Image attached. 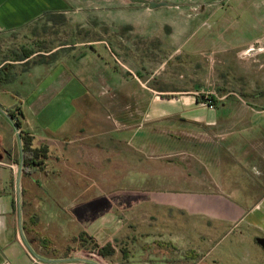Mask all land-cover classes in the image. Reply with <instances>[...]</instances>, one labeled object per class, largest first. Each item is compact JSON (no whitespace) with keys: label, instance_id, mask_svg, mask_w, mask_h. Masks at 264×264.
Returning <instances> with one entry per match:
<instances>
[{"label":"crops","instance_id":"obj_1","mask_svg":"<svg viewBox=\"0 0 264 264\" xmlns=\"http://www.w3.org/2000/svg\"><path fill=\"white\" fill-rule=\"evenodd\" d=\"M83 1L80 4L78 0H0V35L23 28L47 13H62L71 15L74 21L83 25L93 19L109 27L110 31L129 25L143 37L152 39L162 33L161 30L156 29V24L152 22L120 24L112 16L106 18L104 12L112 13L114 10L132 8L150 16L170 14L174 17L180 12L183 21L180 24L178 20V23L175 22L171 26L175 29L184 26L179 31V37L181 36L183 40L182 37L186 36L187 39L184 42L189 49L202 51L216 46L219 55L228 50L234 51L231 56L227 57L226 54L223 58L228 59L227 61L232 60L230 63L233 65V74L249 78V83L245 85L251 96L243 98L236 94L232 95L235 99L231 104L237 107L234 114L219 115L217 110L216 112L212 110V112H204L201 115L195 113L196 110L192 105L185 107L181 101L172 104L169 98L160 94L149 97L155 102L153 111L143 109L136 115V117L140 115V117L147 118L152 131L159 136L162 133L158 129L165 122H173L172 124L180 122L179 125L182 126L191 125L192 131L179 129L186 135L184 143L191 145L187 147L190 150H177L169 145L160 155L151 149L152 152L145 154V158L148 159L146 161L156 162L159 166L158 171L172 167L174 160L168 162L166 160L168 156L185 160L187 170L191 172L199 165L202 169L200 177L204 189L183 192L144 191L146 194L143 197L144 202H154L155 205L159 204L161 209L173 210L178 215V219L185 221L184 230L188 239L181 243L178 242L173 236L174 230H153V232L144 230L140 232L145 236V242L139 247L138 258L129 259L125 263L176 264L179 260L178 250L188 249L191 253L190 258L185 257L179 260L181 264H215L219 260L213 258L214 260L208 261L213 248V245L208 244L212 235L221 229L223 236H226L231 229L236 227L233 231L238 234L239 244L249 246L251 264H264V248L257 242V239L264 238V97H258L255 94L258 90L256 83L260 87L259 91L264 92V52H261L263 49L256 52L250 50L251 46H255L254 43L261 42L264 38V0H154L167 1L172 4L154 9L149 8L147 4L132 3L130 0L123 1L122 4L114 0ZM198 2H205L206 9L209 8L211 12L222 11L215 27L208 19L196 24V18L201 16L206 9L201 10L200 15L190 20L185 15V12H189ZM84 11L89 13L84 14ZM230 11L233 12L232 15L229 14ZM237 27L240 31L232 40L230 35L232 32H238ZM246 27L256 28L259 35L253 40L246 39L241 29ZM178 39L176 38L174 42L177 43ZM248 45L250 46L243 53L247 56L258 55L256 62L242 57L238 60L236 50ZM116 49L113 36H105V38L93 40V47L82 51L80 55L73 51L55 61L33 62L24 69H19L20 66L14 65L26 62L30 59V55L21 61L10 60L0 64V86L2 84L10 86L11 89L7 90L14 92L16 100L12 101L9 107L0 103V117L2 114L8 115L7 109L9 108L15 110L22 123L19 129L32 137L33 147L47 149L48 157L43 164L52 156L59 155V159L63 158L70 148L82 144V140H93L95 137L110 139L116 142L121 149H127L110 137L107 126L98 131V134L87 130V126L93 125V117L88 121V112L93 106V99H96L93 97V84L99 85L96 87L98 90L103 89L100 87L101 84L102 86L103 84H114L115 89L114 87L109 89L113 91L125 86L122 74L124 70H128V64L117 57L119 53ZM108 54H111L112 61L108 59ZM258 62L259 65H255ZM108 71L112 74L110 78L106 75ZM199 102L201 100L198 98L194 100L195 105ZM168 103L171 106H168ZM130 105L128 100L110 98L101 106L120 111L110 119L119 124L130 121ZM11 122L13 123L14 120L11 119ZM128 126L130 123L120 127L127 129ZM183 127H188V125ZM15 134H9L11 139L14 136L12 144H9L7 132L0 127V163L7 161L11 166L9 167L6 163L3 166L9 169L16 160L14 156L18 150ZM175 138L183 142L182 137ZM19 139L21 140V136ZM89 143L93 146L92 142ZM139 163L141 166L142 161ZM11 178L10 175L9 181H3V171L0 168V264L57 262L58 260L36 252L31 240L25 235L22 224L27 222L28 214H24V217L21 209L19 210V201L13 192ZM173 219V216L166 217L169 223ZM27 224H25V230H30ZM89 233L88 235L86 230H81L73 236V241L85 245L94 239L93 234ZM150 234H158L156 238L168 239L171 246L164 247L156 242L151 243L149 239H146V236ZM95 242L101 246L108 242L112 243L113 254H115L116 246L112 240H107L104 244L96 239ZM122 253L124 259H128L127 250L123 249ZM60 262L58 263L83 264L76 262L74 258L62 259Z\"/></svg>","mask_w":264,"mask_h":264},{"label":"rangeland","instance_id":"obj_2","mask_svg":"<svg viewBox=\"0 0 264 264\" xmlns=\"http://www.w3.org/2000/svg\"><path fill=\"white\" fill-rule=\"evenodd\" d=\"M97 1L100 2V0ZM114 1L121 4L123 1L126 2V0ZM78 2L82 4L84 1L78 0ZM206 6L205 2H198L189 12H185V15L189 20L195 18L200 15L201 10L205 11ZM137 11L132 8L114 10L112 13L105 11L104 16L106 18L112 16L120 24L152 22L162 33L148 39L135 32L129 25L110 31L109 27L93 19L83 25L74 21L71 15L50 13L37 18L23 28L0 35V64L10 60L21 61L30 55V59L26 62L14 65L20 66L19 69H24L41 58L55 61L73 51L80 55L82 51L93 47V40L105 38V36H113L119 53L117 57L128 64V70L123 69L122 74L125 80L124 88L113 91L109 89L111 87L115 89L114 84H103V86L101 84L100 87L103 89L98 90L96 87L99 85L93 84V97L96 99H93V106L88 112V121L93 117V125L87 126L88 131L96 134L107 126L110 137L127 149H121L110 139L95 137L93 140H82V144L70 148L63 158L59 159V155L52 156L34 172L27 173L23 164V142L17 135L20 134V129H16L9 114H2L0 117V127L7 132L9 144H12L14 140V136L11 139L9 134L16 133L18 148L12 168L3 166L5 163L10 165L7 161L4 162L5 160L0 163L3 181H9L11 175L13 192L17 198L20 196L19 210L21 209L23 216L28 214V224L27 222L25 224L30 230H25V224H22V227L25 235L31 240L33 249L50 259L58 260L53 261L54 264H59L60 260L66 258H74L76 262L83 264H98L99 262L95 259L91 262L92 259L89 256L90 250L95 247L92 243L95 239L101 244L112 240L116 246L115 254L104 258L105 264H127L125 262L129 259L136 260L139 247L145 242V236L140 234L144 230L151 232L174 230L173 236L178 242L188 239L184 230V220L178 219V215L173 210L161 209L159 204L155 205L154 202H144L143 197L146 195L144 191L149 190L183 192L204 189L200 177L202 169L199 165L191 172L187 170L185 160L168 156L166 159L168 162L174 160L172 167L158 171V164L152 160L146 161L148 159L145 158V154L152 152L151 149L160 155L169 145L177 150L188 149L187 147L191 145L184 143L186 135L180 130L192 131L191 125L184 124L183 126L188 125V127H183L179 125L180 122H176L177 124L165 122L158 129L162 133L159 136L152 131L147 118L140 115L136 117V115L143 109L144 111L154 110L155 102L149 98L152 95L161 94L169 98L172 104L181 101L185 107L192 105L196 110L195 113L201 115L212 110L215 112L217 110L219 115L234 114L237 107L231 104L235 99L232 95L236 94L243 98L251 96L245 85L249 83V78L233 74L231 58H229L230 61L223 58L226 54L227 57L231 56L234 51L228 50L221 53L222 56L219 55L216 46L207 50L193 51L184 42L187 39L186 36L182 37L183 40L181 36L179 37V31L184 26H179L177 29L171 26L175 22L178 23V20L180 24L183 21L180 12L177 13L178 16L175 15L176 18L170 14L150 16ZM221 12H211L208 8L196 18L195 22L198 24L208 19L215 27ZM86 13L89 12L84 11V14ZM229 14L232 15L233 12L230 11ZM237 28V33L230 31L232 40L240 31V28ZM241 29L248 40H253L259 35L254 27ZM137 30L141 31L140 28ZM176 38H179L177 43L174 42ZM82 42L85 44L77 45ZM233 45L236 46L235 43ZM254 45L260 50L263 49L261 52H264V38ZM249 46L236 50L238 60L242 57L256 62L258 55L247 56L243 53ZM250 50L255 51H252V46ZM108 56V59L112 61L111 54ZM259 62L255 65L258 66ZM106 75L108 78L112 76L110 71ZM255 85L258 89L255 94L258 97H264V92L259 91V85L257 83ZM7 89L10 90L11 87L5 84L0 86V103L5 107H9L12 101H16L14 92ZM209 95H213L216 102L211 104V101L207 100ZM227 97L228 99L224 102ZM110 98L130 102V121L119 124L110 121L113 115L120 113L118 110L101 106ZM196 98L201 100L197 105L194 103ZM169 104L168 106H171ZM122 123L125 124L122 125ZM129 123L130 126L127 129L120 127ZM173 136L182 137L183 142ZM89 142H92L93 146ZM139 161H142L141 166ZM167 216L174 217L171 223L166 221ZM235 228L231 229L226 236H223L221 229L212 235L208 244L213 245V248L208 261L215 258L219 260L215 264H251L249 246L239 244L238 234L233 231ZM81 230H86L88 235L91 232L94 236L93 241L85 245L74 242L73 236ZM157 235H147L146 239L164 247L171 246L168 239L156 238ZM123 249L128 252L129 257L126 260L123 257ZM190 254L188 249H180L177 257L179 260L185 257L190 258ZM179 260L176 264H181Z\"/></svg>","mask_w":264,"mask_h":264},{"label":"trees","instance_id":"obj_3","mask_svg":"<svg viewBox=\"0 0 264 264\" xmlns=\"http://www.w3.org/2000/svg\"><path fill=\"white\" fill-rule=\"evenodd\" d=\"M47 14H50V13H47ZM48 61L49 60L47 59L41 58L39 60H35L34 62L43 63V62H48ZM209 96L210 98H208ZM209 96H207V100L210 99L212 103L216 102V98L213 95H209ZM18 108L19 107H17V109ZM7 113L9 114L10 118L14 120V124L18 128H21L22 123L17 117L15 110L12 108H9L7 109ZM20 136L23 142L22 150L24 154V159H23L24 170L27 173H32L44 163L45 159H47L48 157L47 149L45 147H40V148L33 147L32 137L28 133L24 132L22 129L20 130ZM80 237L82 236L80 235ZM92 243L95 244V247L90 250V253H89L90 259L92 260L95 259L99 263L104 264L103 263L104 258L114 253V246L112 245V243H109V242L103 246L96 244V242H92Z\"/></svg>","mask_w":264,"mask_h":264},{"label":"water","instance_id":"obj_4","mask_svg":"<svg viewBox=\"0 0 264 264\" xmlns=\"http://www.w3.org/2000/svg\"><path fill=\"white\" fill-rule=\"evenodd\" d=\"M132 3H141V4H147L149 6V8L154 9L160 6H168V5H172L171 3L167 2V1H154V0H130ZM16 126V125H15ZM16 129L17 126H16ZM20 136V134H18ZM257 242L259 244H261L264 248V238H259L257 239Z\"/></svg>","mask_w":264,"mask_h":264},{"label":"flooded vegetation","instance_id":"obj_5","mask_svg":"<svg viewBox=\"0 0 264 264\" xmlns=\"http://www.w3.org/2000/svg\"><path fill=\"white\" fill-rule=\"evenodd\" d=\"M260 48H258V47H255V46H252V51H254V52H256V50H259Z\"/></svg>","mask_w":264,"mask_h":264},{"label":"built area","instance_id":"obj_6","mask_svg":"<svg viewBox=\"0 0 264 264\" xmlns=\"http://www.w3.org/2000/svg\"><path fill=\"white\" fill-rule=\"evenodd\" d=\"M209 101H211L210 99H209ZM211 104H213L212 102H210ZM19 132V131H18ZM18 201H19V203H20V196L18 197ZM93 261V260H92ZM95 263H97V262H95ZM98 264H101V263H98ZM105 264V263H104Z\"/></svg>","mask_w":264,"mask_h":264},{"label":"bare ground","instance_id":"obj_7","mask_svg":"<svg viewBox=\"0 0 264 264\" xmlns=\"http://www.w3.org/2000/svg\"><path fill=\"white\" fill-rule=\"evenodd\" d=\"M260 50V49H259Z\"/></svg>","mask_w":264,"mask_h":264}]
</instances>
